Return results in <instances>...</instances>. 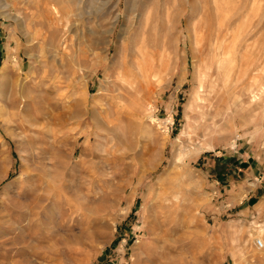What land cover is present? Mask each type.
Here are the masks:
<instances>
[{
	"label": "rangeland",
	"instance_id": "obj_1",
	"mask_svg": "<svg viewBox=\"0 0 264 264\" xmlns=\"http://www.w3.org/2000/svg\"><path fill=\"white\" fill-rule=\"evenodd\" d=\"M40 1L0 0V264H264V0ZM36 164L74 206L29 260L8 200Z\"/></svg>",
	"mask_w": 264,
	"mask_h": 264
},
{
	"label": "bare ground",
	"instance_id": "obj_2",
	"mask_svg": "<svg viewBox=\"0 0 264 264\" xmlns=\"http://www.w3.org/2000/svg\"><path fill=\"white\" fill-rule=\"evenodd\" d=\"M50 1H55V0H43L42 1V3H44V10L43 11L45 12V16L48 18V20L54 21V19L52 17H50V15H49V12H50V9H49ZM179 1L181 2V4H183L184 2L188 3L189 6L191 7V11H194V10L198 9V7H199V6L196 7L195 3H193L192 0H179ZM38 2L41 3L40 0H38ZM215 4H217V10L218 11L222 10V12H223L224 7L222 8V4L218 0H215ZM218 11H217V13L216 12L212 13V12L208 11L205 14L204 21H205L206 26H211V25L214 24V21H215V19L217 17ZM181 12L182 11H180L179 15L181 14ZM54 13H56L57 15L61 14V16H62V13L59 11L58 8H57L56 11L53 12V15H55ZM56 19H57V17H56ZM36 20H38V19H36ZM55 22H54V24H55ZM208 32H210V30ZM135 51H136V49H135ZM129 60H130V58H129ZM130 62H131V60H130ZM39 117H40V115H39ZM37 165L38 164H36V166ZM33 167H34V169H33L34 174L31 175L32 172L30 173V175L28 176L29 177V181L27 182L26 186L23 185L24 187L21 190L22 192H19V194L17 193L18 195L14 196V197H12V198H10L8 200V213H9L8 216L11 219H14L18 223L17 227L15 229L14 228L12 229V230H14V232L16 234V236L14 237V240H13L14 245L18 249L19 255H24L29 260L31 259V257H38L39 256L37 254L36 248H37V245H38L37 242L38 243L42 242V237H40V235L38 233L33 232L32 229L35 226H37V224L40 225V223H42V221L44 220V219H41L40 217H41V213L42 212L44 214V213H47L49 211V205H48L49 203L48 202L51 199L52 200L54 199L53 200L54 203H56L59 206H62L64 204L66 206H68V207H73L74 206L73 205L74 203L72 202V200L70 198L66 197L67 188L65 189L64 187H61V189H59L60 187H58L59 191L58 192L56 191L57 193L55 192L56 194L54 196L51 193V189L47 190L45 188L46 186L44 187V184L45 183L47 184V182L44 179V175H47V173H48V171H47L48 167L46 168V165L43 166L41 164V165L37 166L36 168H35V166H33ZM57 170H58V168H57ZM22 172H24V171H22ZM54 172H56V171H54ZM2 173L4 174L5 172L2 171ZM5 175H6V173H5ZM51 177H52V175H51ZM55 187H57V186H55ZM53 194H54V192H53ZM56 204H54V205H56ZM63 225H64V223H63ZM97 229L98 228H96L95 230H97ZM148 252H150V251H148ZM152 252H154V251H151V253ZM154 253H156V252H154ZM153 256H152V254L151 255L148 254L145 257L141 256L140 257V259H141V263L140 264H155V263H157L158 258L161 257L160 256V257L157 258V255L155 257H153ZM158 256H159V254H158ZM155 258H157V259H155ZM159 260H161V259H159ZM26 263L31 264V261H28Z\"/></svg>",
	"mask_w": 264,
	"mask_h": 264
},
{
	"label": "crops",
	"instance_id": "obj_3",
	"mask_svg": "<svg viewBox=\"0 0 264 264\" xmlns=\"http://www.w3.org/2000/svg\"><path fill=\"white\" fill-rule=\"evenodd\" d=\"M223 156V160L225 159L226 161H222V164H229L231 166V162L229 161L230 160V157H226V155H222ZM217 162H216V159L215 161L213 162V170L216 169L215 173L217 174L216 176H218L217 179H219L220 181L222 182H225V181H228L230 183H232V181H234L233 183H235V175L237 174V171L236 170H230L228 173H221L220 172V168L218 166H216ZM231 169H233L234 167H230ZM253 170V169H252ZM252 174H258V173H253ZM227 176V177H226ZM253 183L251 184L252 185V189H250V194L246 197L249 198L250 200H255L257 199V197H254V196H251L253 193H256L257 190L261 187V185L258 184V182H261L263 180V178H261L260 175L256 176L255 178H253ZM252 181V180H251ZM241 184V183H240ZM240 184H234L233 185V188L231 190V192L229 193V197L226 198L228 199V205L226 207H223V206H219L215 211L214 213L216 214V220H221V212H223L224 210L228 211V209H225V208H229V206L233 205L235 209V214L236 215H248L250 214V209L251 207L249 205H243V204H246V202L244 201L245 197L242 196V191L244 189V186H245V182H242V185ZM229 189V187H228ZM245 202V203H244ZM231 210V209H229ZM220 216V217H219Z\"/></svg>",
	"mask_w": 264,
	"mask_h": 264
},
{
	"label": "built area",
	"instance_id": "obj_4",
	"mask_svg": "<svg viewBox=\"0 0 264 264\" xmlns=\"http://www.w3.org/2000/svg\"><path fill=\"white\" fill-rule=\"evenodd\" d=\"M256 245L258 248H264V242L261 239L256 240Z\"/></svg>",
	"mask_w": 264,
	"mask_h": 264
}]
</instances>
